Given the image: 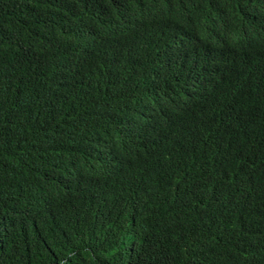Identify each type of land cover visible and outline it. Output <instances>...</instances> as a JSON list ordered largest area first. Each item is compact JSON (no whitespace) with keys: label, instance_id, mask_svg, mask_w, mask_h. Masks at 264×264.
Wrapping results in <instances>:
<instances>
[{"label":"trees","instance_id":"trees-1","mask_svg":"<svg viewBox=\"0 0 264 264\" xmlns=\"http://www.w3.org/2000/svg\"><path fill=\"white\" fill-rule=\"evenodd\" d=\"M0 264H264V0H0Z\"/></svg>","mask_w":264,"mask_h":264}]
</instances>
